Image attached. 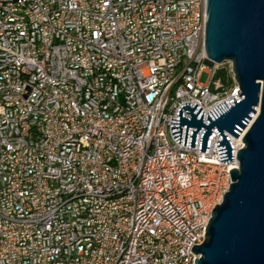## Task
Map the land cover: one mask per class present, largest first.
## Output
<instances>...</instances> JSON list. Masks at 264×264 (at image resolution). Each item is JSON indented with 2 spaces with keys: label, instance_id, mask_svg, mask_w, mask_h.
<instances>
[{
  "label": "built area",
  "instance_id": "1",
  "mask_svg": "<svg viewBox=\"0 0 264 264\" xmlns=\"http://www.w3.org/2000/svg\"><path fill=\"white\" fill-rule=\"evenodd\" d=\"M205 2L0 0V264H195L253 122L223 133L228 164L213 130L207 153L203 129L172 137L181 105L207 125L240 100L205 55Z\"/></svg>",
  "mask_w": 264,
  "mask_h": 264
},
{
  "label": "water",
  "instance_id": "2",
  "mask_svg": "<svg viewBox=\"0 0 264 264\" xmlns=\"http://www.w3.org/2000/svg\"><path fill=\"white\" fill-rule=\"evenodd\" d=\"M204 50L210 63H230L240 100L208 112L207 125L198 106L181 105L190 116L178 108L171 119L175 142L195 148L203 129L198 152L207 153L213 130L219 160L228 164L233 148L223 133L237 138L253 122L236 153L238 168L229 171L232 184L211 212L203 244L191 252L200 255L195 264H264V0H206Z\"/></svg>",
  "mask_w": 264,
  "mask_h": 264
},
{
  "label": "bare ground",
  "instance_id": "3",
  "mask_svg": "<svg viewBox=\"0 0 264 264\" xmlns=\"http://www.w3.org/2000/svg\"><path fill=\"white\" fill-rule=\"evenodd\" d=\"M205 9H206V2H205ZM80 79H88V72H80ZM55 89H63V81H55ZM86 96H87V88H86V86H79L78 89H77V100L78 101H85ZM256 112H258V109H256ZM103 117L112 118V109H103ZM243 148H244V146H243ZM231 184H232V182L230 184H228V189H222L221 202L219 203V205L222 203V201H223L222 197L224 196L225 193L228 192ZM216 206H218V205H216ZM211 212L212 211H210L209 220L212 217ZM12 223H14V224H22V216L20 214H13L12 215ZM203 242L204 241H202V244H203ZM199 257H200V255H198V258Z\"/></svg>",
  "mask_w": 264,
  "mask_h": 264
},
{
  "label": "rangeland",
  "instance_id": "4",
  "mask_svg": "<svg viewBox=\"0 0 264 264\" xmlns=\"http://www.w3.org/2000/svg\"><path fill=\"white\" fill-rule=\"evenodd\" d=\"M219 69H223L225 71L227 78H232L230 63H223L222 65L219 66ZM208 79H209L208 73L204 72L200 75L199 82L201 84H206Z\"/></svg>",
  "mask_w": 264,
  "mask_h": 264
},
{
  "label": "trees",
  "instance_id": "5",
  "mask_svg": "<svg viewBox=\"0 0 264 264\" xmlns=\"http://www.w3.org/2000/svg\"><path fill=\"white\" fill-rule=\"evenodd\" d=\"M220 77L224 83L230 84L231 83V78H227L225 71L223 69H219L216 72L215 78Z\"/></svg>",
  "mask_w": 264,
  "mask_h": 264
}]
</instances>
